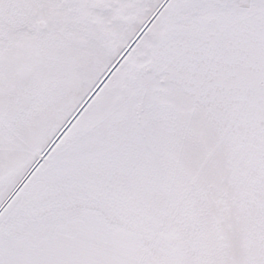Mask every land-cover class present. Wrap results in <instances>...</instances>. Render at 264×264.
Instances as JSON below:
<instances>
[{
	"label": "snow or ice",
	"instance_id": "snow-or-ice-1",
	"mask_svg": "<svg viewBox=\"0 0 264 264\" xmlns=\"http://www.w3.org/2000/svg\"><path fill=\"white\" fill-rule=\"evenodd\" d=\"M0 264H264V0H0Z\"/></svg>",
	"mask_w": 264,
	"mask_h": 264
}]
</instances>
